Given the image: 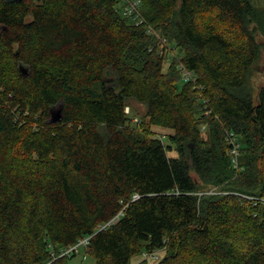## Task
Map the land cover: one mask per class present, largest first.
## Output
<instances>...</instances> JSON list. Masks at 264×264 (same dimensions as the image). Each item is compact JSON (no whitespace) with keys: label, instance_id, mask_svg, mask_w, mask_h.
Returning a JSON list of instances; mask_svg holds the SVG:
<instances>
[{"label":"trees","instance_id":"trees-1","mask_svg":"<svg viewBox=\"0 0 264 264\" xmlns=\"http://www.w3.org/2000/svg\"><path fill=\"white\" fill-rule=\"evenodd\" d=\"M123 6L0 0V264H264L262 11Z\"/></svg>","mask_w":264,"mask_h":264},{"label":"rangeland","instance_id":"rangeland-1","mask_svg":"<svg viewBox=\"0 0 264 264\" xmlns=\"http://www.w3.org/2000/svg\"><path fill=\"white\" fill-rule=\"evenodd\" d=\"M40 1L41 0H36L37 3H39ZM250 2L254 7L262 11L260 12L261 13L260 15L262 19L264 20V0H250ZM257 41L262 44V49H261L260 59L257 62L256 66L254 67L253 76L251 77V84L253 85L254 90H256L261 85H264V36H262L261 34H258ZM170 56H172V54H170ZM167 65H168V61L166 62L165 67H167ZM126 112L129 113L128 116L132 118V122L137 123L139 119L141 118V116L144 114L145 108L142 105L136 103L135 101H130L128 103V109L126 108ZM152 130L155 132L157 137L162 138L165 142H166V139H164L163 137L165 135L171 134L169 130H166L163 128H153ZM170 156H174V154L170 153ZM192 175L194 176V174ZM85 240L88 241V239H85ZM82 245H85V244H82ZM82 245H79V246H82ZM163 255L164 254L162 253V251L155 253L156 259H151V258L147 259V258L142 257V255L141 256L139 255V256L132 258L131 264H144V263L145 264H157L158 261L161 260ZM143 261L145 262L143 263ZM68 264H95V260L93 257L85 254L84 249L80 247L77 255L74 258H72L68 262Z\"/></svg>","mask_w":264,"mask_h":264},{"label":"built area","instance_id":"built-area-1","mask_svg":"<svg viewBox=\"0 0 264 264\" xmlns=\"http://www.w3.org/2000/svg\"><path fill=\"white\" fill-rule=\"evenodd\" d=\"M122 2L123 6V10H124V15H132L135 14L136 16H139V11H138V7L140 5V0H120ZM141 22V21H140ZM185 76L187 79H190L191 75H189L188 73H185ZM82 244H87V240H84L83 242H80L78 244L82 245ZM76 251L77 250V246L72 247L71 249H69L68 251L64 252V254H68V252L70 251ZM145 258H151V259H156L155 253L153 254H143Z\"/></svg>","mask_w":264,"mask_h":264},{"label":"water","instance_id":"water-1","mask_svg":"<svg viewBox=\"0 0 264 264\" xmlns=\"http://www.w3.org/2000/svg\"><path fill=\"white\" fill-rule=\"evenodd\" d=\"M23 72H25V70H22ZM60 111H55V112H52V115H51V121L52 122H57L59 121L60 119Z\"/></svg>","mask_w":264,"mask_h":264}]
</instances>
